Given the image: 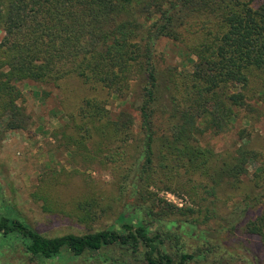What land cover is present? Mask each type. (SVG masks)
I'll return each mask as SVG.
<instances>
[{
  "label": "trees",
  "instance_id": "obj_1",
  "mask_svg": "<svg viewBox=\"0 0 264 264\" xmlns=\"http://www.w3.org/2000/svg\"><path fill=\"white\" fill-rule=\"evenodd\" d=\"M0 36V142L32 125L21 83L74 76L107 97L86 98L70 115L66 149L85 170L116 173L109 203L91 197L75 208L93 232L46 237L6 206L0 238L9 246L38 261L111 248L123 255L111 264H204L215 251L224 260L217 264L238 260L204 233L188 251L183 226L199 218L264 245V153L247 143L222 152L201 144L207 133H228L242 112L250 119L252 99L264 97V0H0ZM163 39L195 57L190 71L164 64ZM109 100L131 108L111 112ZM237 136L247 139L246 129ZM154 189L185 195L192 207ZM130 192L137 204L118 212ZM112 216L118 226L93 229Z\"/></svg>",
  "mask_w": 264,
  "mask_h": 264
},
{
  "label": "rangeland",
  "instance_id": "obj_2",
  "mask_svg": "<svg viewBox=\"0 0 264 264\" xmlns=\"http://www.w3.org/2000/svg\"><path fill=\"white\" fill-rule=\"evenodd\" d=\"M157 48L163 55L165 65L177 71L192 69L195 57L182 45L163 39L158 42ZM20 88L22 98L19 104L31 116L32 125L25 132H9L0 142V212L10 206L20 218L46 237L93 232L87 231L78 222L75 208L80 201L91 197L103 198L105 203H109L115 196L116 173L85 170L82 165L74 164L66 149L62 130L84 99H105L106 93L91 89L74 76L62 79L57 85L28 81L21 83ZM251 104L257 111L250 115V119L244 117L245 113L242 112L228 133L218 136L207 133L201 138V144L222 152L233 150L240 142L264 153V97L252 99ZM119 108L130 110L131 107L122 101L109 100L111 112H117ZM240 129H246L247 139L239 140L237 131ZM253 169L254 166H250V172ZM154 190L160 198L175 206L192 207L185 195L176 196L169 191ZM136 204L137 199L130 192L116 206L118 212L126 213ZM110 223H116L115 216L99 221L93 229L103 228ZM197 223L194 228L183 226L189 252L202 245L200 235L204 233L207 238L218 237L223 248L240 254L238 260L227 264H264V245L257 238L238 233L230 235L213 221L204 223L203 218H199ZM182 224V221H177V231H180ZM192 229L194 232L189 235ZM7 243L0 238V264H111L109 258L123 256L121 250L111 248L101 250L92 257H73L63 251L54 259L38 261L21 247H11ZM218 257L217 251L211 252L200 262H224ZM127 260L131 261L130 258Z\"/></svg>",
  "mask_w": 264,
  "mask_h": 264
}]
</instances>
